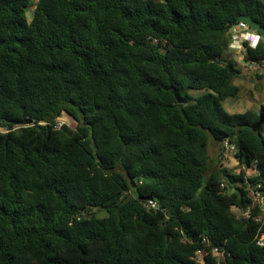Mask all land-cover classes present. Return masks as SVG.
Masks as SVG:
<instances>
[{
  "label": "trees",
  "instance_id": "16d2710c",
  "mask_svg": "<svg viewBox=\"0 0 264 264\" xmlns=\"http://www.w3.org/2000/svg\"><path fill=\"white\" fill-rule=\"evenodd\" d=\"M32 2L0 0V264H264V125L223 106L264 0ZM210 136L257 174L206 178Z\"/></svg>",
  "mask_w": 264,
  "mask_h": 264
},
{
  "label": "rangeland",
  "instance_id": "374dc122",
  "mask_svg": "<svg viewBox=\"0 0 264 264\" xmlns=\"http://www.w3.org/2000/svg\"><path fill=\"white\" fill-rule=\"evenodd\" d=\"M38 0H33V7L28 13L30 19L34 5ZM232 59L236 62L238 67L242 69L243 76L239 79L234 80V84L241 88V95L238 98L229 97L223 102L225 109L232 113H244L249 109H255L258 113L260 108L264 106V63L259 64L258 62H248L245 60V51H236L235 49L231 51ZM204 91L193 92V95L197 96L203 94ZM73 119L64 113L57 120V126L62 124H67V126H74ZM16 125L15 127H19ZM1 132H6L5 128L0 127ZM209 155L210 163L208 172L206 173V178H209L213 173L217 172L219 168L227 167L235 174H240L245 172V177L255 175L256 172L253 168H248L244 170L240 163L234 157V147H232L228 142H220L213 139L210 136L209 140ZM207 181V179H205ZM205 181V182H206ZM228 184L224 183V187ZM233 192V190H230ZM264 209V203H262ZM235 213L240 211L237 208H233ZM97 212V217L107 216L106 210H95Z\"/></svg>",
  "mask_w": 264,
  "mask_h": 264
},
{
  "label": "built area",
  "instance_id": "2783aa9c",
  "mask_svg": "<svg viewBox=\"0 0 264 264\" xmlns=\"http://www.w3.org/2000/svg\"><path fill=\"white\" fill-rule=\"evenodd\" d=\"M230 31H231L230 34H231V38H232V42L230 45V51H232L234 49L236 51H246L245 43H248L249 46L251 44V40L247 38V37H249L250 34L258 35L261 38L260 41L258 42V44L261 41L264 42L260 33L256 30L252 29L250 27V25H248L245 22H239L238 25L232 26ZM242 168L244 170H246L244 167H242ZM254 171L257 174V171L255 169H254ZM222 187L224 188V184H222ZM258 188L259 187H257V186L253 187L251 185H249L247 187V190L249 191V194L252 197L253 206L261 205L262 203H264L263 202L264 198H263L261 192L258 190ZM147 206L155 207L156 203H154L152 200H148ZM258 243L261 246L264 245V235H262V237L260 238ZM213 254L216 257H218L219 260H225V258H226V252L223 249L214 248ZM203 258H204V252L202 250L198 251L196 253L195 259H197L198 261H203Z\"/></svg>",
  "mask_w": 264,
  "mask_h": 264
},
{
  "label": "water",
  "instance_id": "95a60500",
  "mask_svg": "<svg viewBox=\"0 0 264 264\" xmlns=\"http://www.w3.org/2000/svg\"><path fill=\"white\" fill-rule=\"evenodd\" d=\"M239 22H245V23H247L248 25H250V27H251L252 29H254V30H256V31H258V32L260 33L261 37H262L263 40H264V27L261 26V25L259 24V22L253 20V19H252L251 17H249V16H241V17L239 18ZM231 28H232L231 25H229V26L227 27L228 30H230ZM177 99H178V102H179V103H183V102H185V100L181 99L178 95H177ZM30 124H31V120H27V121H24V123L21 124V125H22V126H27V125H30ZM16 125H20V124L17 123ZM21 125H20V126H21ZM263 125H264V106L260 108V112H259V120H258V122H257L256 124H253L251 129H252L255 133H257V132L260 130V128L263 127ZM146 200H152V197H148V198H146Z\"/></svg>",
  "mask_w": 264,
  "mask_h": 264
},
{
  "label": "clouds",
  "instance_id": "9594fccd",
  "mask_svg": "<svg viewBox=\"0 0 264 264\" xmlns=\"http://www.w3.org/2000/svg\"><path fill=\"white\" fill-rule=\"evenodd\" d=\"M247 38L251 40L250 46L252 48H255L261 39L258 35H254V34H250L249 37H247Z\"/></svg>",
  "mask_w": 264,
  "mask_h": 264
},
{
  "label": "crops",
  "instance_id": "0c3cea01",
  "mask_svg": "<svg viewBox=\"0 0 264 264\" xmlns=\"http://www.w3.org/2000/svg\"><path fill=\"white\" fill-rule=\"evenodd\" d=\"M231 52V51H230Z\"/></svg>",
  "mask_w": 264,
  "mask_h": 264
}]
</instances>
